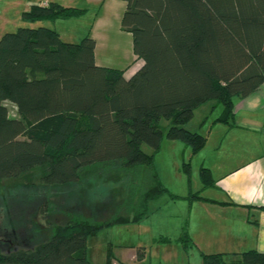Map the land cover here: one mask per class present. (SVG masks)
I'll return each mask as SVG.
<instances>
[{"label": "trees", "instance_id": "trees-1", "mask_svg": "<svg viewBox=\"0 0 264 264\" xmlns=\"http://www.w3.org/2000/svg\"><path fill=\"white\" fill-rule=\"evenodd\" d=\"M123 2L121 29L131 34L133 54L143 62L129 78L96 65L89 36L66 43L50 28L19 27L0 38V183L38 173L42 187L80 186L86 177L116 172L126 192L105 218L72 213L62 225L47 224L46 240L14 248L11 243L0 250V264H92L89 238L117 224L141 222L148 204L168 193L154 165L162 140L181 142L195 155L207 142L184 127L195 110L214 101L222 109L214 123L227 125L233 99L264 84V0ZM84 13L35 4L21 19L32 24ZM6 103L15 106L17 117L9 116ZM182 169L188 175L189 163ZM198 176L202 190L215 186L208 168L201 166ZM184 198L217 203L200 193ZM39 212L47 215L55 207L44 203ZM164 241L185 251L193 247L186 228L174 242ZM135 257V264H145L144 251ZM200 258L201 264H264V254L254 250L231 263L220 253ZM114 263L128 264L109 246L104 264Z\"/></svg>", "mask_w": 264, "mask_h": 264}, {"label": "rangeland", "instance_id": "rangeland-1", "mask_svg": "<svg viewBox=\"0 0 264 264\" xmlns=\"http://www.w3.org/2000/svg\"><path fill=\"white\" fill-rule=\"evenodd\" d=\"M11 18L10 24L0 26L1 32H14L19 27L37 28L35 24L28 23L13 25V15ZM40 24L49 26L51 22L43 21ZM109 27L111 30L104 40L98 41L100 44L103 41L108 51L102 53L97 63L100 66L119 69L123 67V63L114 56L115 51H110L114 48L132 55V37L131 34L125 33V37L120 38L119 34L113 30L114 25L111 24ZM82 38L75 39V42L78 43ZM6 105L9 116L17 117L14 106L9 103ZM220 112L221 106L211 101L197 108L193 118L184 127L189 131L205 135L206 127L203 121H206L208 125L220 115ZM161 125L168 128L169 121L162 120ZM213 143L210 141L207 147H212ZM142 148L146 153H152L148 147ZM189 155L190 149L183 143L165 138L162 140L161 149L155 155L154 165L159 180L168 193L149 203L148 216L141 222L117 224L89 238L87 257L92 264H104L103 257L108 244L111 245L115 257L122 259L128 258L130 251H133L134 255L138 250L144 251L145 264H201L200 249L197 247L193 246L186 252L181 251L177 246H171L176 248L169 250L162 248L171 244L164 239H171L174 242V239L182 232V227L188 232L189 223L192 225L193 222L195 224L199 222L192 214L190 219V203L184 198L188 193H200V188L202 189L198 176L200 154L192 157ZM184 163L190 165L188 175L182 169ZM38 178V173H29L20 180L0 183L1 251L10 249L11 243L14 248L32 246L37 241L46 240L50 235L47 224L62 225L67 222L72 213L93 217L96 218L95 220L105 218L126 195L125 179L116 172L103 177H86L80 186L42 187ZM169 194L181 196V198L172 200ZM44 203L55 207V212L42 215L39 210ZM193 231L194 227L191 232ZM199 233L200 231L193 235L199 236ZM225 259L228 261L231 258Z\"/></svg>", "mask_w": 264, "mask_h": 264}, {"label": "crops", "instance_id": "crops-1", "mask_svg": "<svg viewBox=\"0 0 264 264\" xmlns=\"http://www.w3.org/2000/svg\"><path fill=\"white\" fill-rule=\"evenodd\" d=\"M48 3L84 9L85 13L76 18L48 21L51 22L49 26L41 22L32 25L56 31L66 43H76L75 39L90 36L95 41L94 60L98 66L100 64L97 59L108 51L103 41L101 44L98 41L104 40L111 30L109 26L114 25L113 30L120 38H124L127 33L121 29V18L125 10L123 0H0V26L10 24L12 15L13 25L27 23L21 19L23 12L32 5ZM1 31L0 38L5 33ZM110 52H114V56L123 63V67L117 70L124 71L125 78L132 76L143 64L133 53L127 55L114 48ZM214 120L208 125L203 121L206 145L195 155L190 152L189 156L200 154L199 167L208 168L215 181L212 188H200V196L217 203L189 201L190 219L192 214L199 222H193L192 225L189 223L188 235L193 246L200 249L199 254H225V258H231L226 262L231 263L241 259V254L246 251L254 250L264 254V84L245 98L233 99V120L229 124L214 123ZM210 141L214 143L208 148ZM193 227V233L200 231L199 236L193 235ZM171 246L186 252L178 243L167 244L162 248H176ZM135 256L130 251L128 258H116L124 263L135 264L138 263ZM144 260L145 257L141 262L144 263Z\"/></svg>", "mask_w": 264, "mask_h": 264}]
</instances>
